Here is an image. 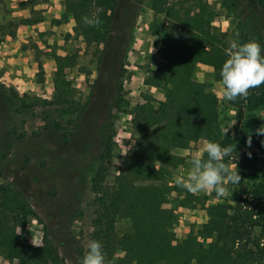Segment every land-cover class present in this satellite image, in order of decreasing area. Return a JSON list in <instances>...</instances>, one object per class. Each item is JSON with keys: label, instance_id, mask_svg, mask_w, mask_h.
<instances>
[{"label": "rangeland", "instance_id": "374dc122", "mask_svg": "<svg viewBox=\"0 0 264 264\" xmlns=\"http://www.w3.org/2000/svg\"><path fill=\"white\" fill-rule=\"evenodd\" d=\"M60 1L62 6L58 0H0V184L14 182L33 202L42 222H54L55 228L61 226L63 232L85 238L94 218L92 179L104 145L109 142L113 151L105 165L112 179L120 173L137 135L132 110L146 103L158 108L165 99L163 87L148 84L151 71L164 62L154 26L162 25L165 15L153 11L156 0H144L135 11L133 28L117 23L108 47L78 35L66 0ZM128 1L131 7L138 5L137 0ZM188 1L170 3L178 9L182 4L192 7ZM205 1L217 12V30L229 33V38L238 32L239 40L242 34L248 35L264 47L258 32L255 37L250 33L252 10L244 0ZM251 30H259L264 37L260 26L252 23ZM195 79L219 99V128L229 139L222 147L232 148L224 159L239 172L241 181L227 185L223 197L215 191L192 194L177 186L175 177L186 174L191 155L207 140L176 150L177 155L189 158L170 180L175 190L168 206L175 216L176 242L198 233L208 219V208L239 197L251 202L254 188L264 186V167L251 168L250 177L240 171L248 167L241 154H255L258 143L264 147V136L255 134L264 125V84L250 88L253 98L260 101L258 106L246 97L233 105L220 91V71L200 64ZM16 93L22 100L15 99ZM156 163L160 169L159 158ZM61 212L67 215L62 217ZM128 225L126 220L119 221L118 234ZM43 236L44 224L31 220L24 238L40 246ZM119 252L123 255V249ZM0 264L10 263L0 256Z\"/></svg>", "mask_w": 264, "mask_h": 264}, {"label": "trees", "instance_id": "16d2710c", "mask_svg": "<svg viewBox=\"0 0 264 264\" xmlns=\"http://www.w3.org/2000/svg\"><path fill=\"white\" fill-rule=\"evenodd\" d=\"M126 2L130 1L66 0V9L76 20L78 35L89 43L109 47L115 25L121 23L131 30L135 11L144 0H137L134 7ZM244 2L252 10L250 25L254 23L263 31L264 0ZM188 3L192 7L182 4L180 10L170 0H156L152 7L155 14L165 15L164 23L154 26L160 39L158 53L164 62L151 71L148 84L163 87L165 99L158 108L146 103L132 110L137 135L121 162L120 173L112 179L105 165L113 151L109 142L104 145L102 161L92 179L94 218L85 238L63 232L61 226L55 228L54 222H42L33 202L14 182L0 184V256L10 264H80L93 239L102 243L105 264H264L262 184L254 188L253 201L242 197L220 201L207 209L208 219L197 234L191 233L182 242L175 239V216L168 206L175 186L170 180L189 160L177 155L176 150L188 149L193 141L202 139L221 146L229 141L219 128L218 97L195 79L200 64L220 71L228 58L225 48L229 33L214 27L217 12L207 1ZM91 14L99 17L98 26L83 22L82 17L91 18ZM251 26L250 33L255 37L256 31L257 38L264 39L262 32H252ZM249 40L242 34L241 42ZM250 91L247 101L258 106L260 101ZM14 97L22 100L17 93ZM243 101V97H237L230 102L239 105ZM241 156L250 167L240 170L246 177L251 176V168L264 167V147L260 143L256 144L255 154ZM34 219L44 224L40 246L24 238ZM121 220L129 225L119 235L117 224Z\"/></svg>", "mask_w": 264, "mask_h": 264}, {"label": "clouds", "instance_id": "9594fccd", "mask_svg": "<svg viewBox=\"0 0 264 264\" xmlns=\"http://www.w3.org/2000/svg\"><path fill=\"white\" fill-rule=\"evenodd\" d=\"M82 20L86 25L100 24L95 14L92 18L84 16ZM225 54L228 58L220 69L219 82L224 99L233 101L237 97H246L250 88L264 84V47L259 42H241L239 33L235 32L227 42ZM255 134L264 136V125L257 128ZM247 143L251 145V136ZM261 143L264 144V141ZM231 152L230 145L222 147L218 142L205 141L202 148L191 155L190 168L186 174L175 177L176 185L192 194L215 191L217 197H223L228 191L227 185L239 184L241 181L239 172L233 171L224 159ZM202 153L205 154L203 157ZM80 264H105L103 246L99 240L88 242Z\"/></svg>", "mask_w": 264, "mask_h": 264}, {"label": "crops", "instance_id": "0c3cea01", "mask_svg": "<svg viewBox=\"0 0 264 264\" xmlns=\"http://www.w3.org/2000/svg\"><path fill=\"white\" fill-rule=\"evenodd\" d=\"M58 3H59V5H61V6H62V4H61V1H60V0H58Z\"/></svg>", "mask_w": 264, "mask_h": 264}]
</instances>
